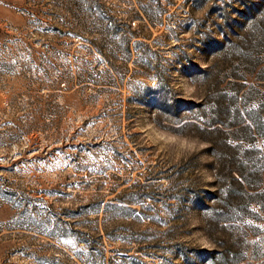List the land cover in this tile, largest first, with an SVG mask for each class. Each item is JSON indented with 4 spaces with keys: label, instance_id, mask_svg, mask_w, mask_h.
<instances>
[{
    "label": "rangeland",
    "instance_id": "374dc122",
    "mask_svg": "<svg viewBox=\"0 0 264 264\" xmlns=\"http://www.w3.org/2000/svg\"><path fill=\"white\" fill-rule=\"evenodd\" d=\"M0 264H264V0H0Z\"/></svg>",
    "mask_w": 264,
    "mask_h": 264
}]
</instances>
